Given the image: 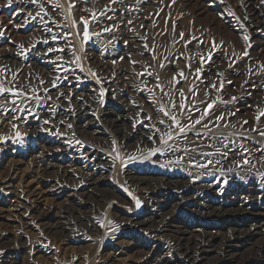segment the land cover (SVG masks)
Segmentation results:
<instances>
[{"label":"rangeland","instance_id":"374dc122","mask_svg":"<svg viewBox=\"0 0 264 264\" xmlns=\"http://www.w3.org/2000/svg\"><path fill=\"white\" fill-rule=\"evenodd\" d=\"M25 1L0 0V264H187L180 229L226 237L255 223L264 0H51L54 24ZM211 205L227 214L205 218ZM134 214L153 227L127 224ZM258 240H240L232 262L264 264ZM217 249L204 264H228Z\"/></svg>","mask_w":264,"mask_h":264},{"label":"bare ground","instance_id":"6f19581e","mask_svg":"<svg viewBox=\"0 0 264 264\" xmlns=\"http://www.w3.org/2000/svg\"><path fill=\"white\" fill-rule=\"evenodd\" d=\"M25 1V0H24ZM41 3L43 6H45L49 11H50V19L52 20V24L55 23V18L58 19V14L60 13L59 10L57 9V7H55V5H53L51 3V0H40ZM22 3H25V4H28V1L26 2H22ZM54 28H56L54 25H53ZM52 28V27H51ZM44 53V52H43ZM77 74V71L75 68H71L70 70H68L67 72H65V75L67 78H69L70 81H73L74 77L76 76ZM64 77V75H63ZM63 80V79H62ZM60 87V86H59ZM62 88V87H61ZM65 89V88H64ZM61 91H59L58 93H60ZM123 99V98H122ZM121 100V99H120ZM122 102V101H121ZM124 104V103H123ZM122 104V105H123ZM122 107V106H121ZM82 108V107H81ZM126 108V107H125ZM130 108V107H129ZM5 109H8V108H5ZM84 109V107H83ZM81 109V110H83ZM108 110V109H107ZM12 111L14 112V109H12ZM77 111V110H76ZM75 111V112H76ZM88 111V110H87ZM21 112V111H20ZM73 112V111H72ZM79 112V111H78ZM85 112V111H84ZM89 113V112H88ZM114 113V111H113ZM79 114V113H78ZM87 114V113H86ZM85 114V115H86ZM102 114H103V121L105 120V123L110 126V127H116V126H119L118 125V119L116 118H113V117H110L109 114H107L106 110L102 111ZM116 114V113H115ZM19 115V114H18ZM70 115V114H69ZM72 115V114H71ZM77 115V114H75ZM83 115V114H82ZM66 116V115H65ZM118 116H121V115H118ZM22 117V116H21ZM83 117V116H82ZM80 115L76 118H78L79 122L82 123L83 120L81 121V119H83ZM85 117V116H84ZM28 119V117H26ZM74 118V117H72ZM86 118V117H85ZM118 118V117H117ZM122 118V117H121ZM37 120V119H36ZM95 120V119H94ZM71 121V120H70ZM76 121V119H75ZM92 121V120H91ZM89 122V121H88ZM102 122V121H101ZM86 123V122H85ZM84 123V125H85ZM90 124V123H88ZM92 124V122H91ZM87 125V124H86ZM85 125V126H86ZM88 126V125H87ZM83 127V125H82ZM91 127V126H90ZM102 131H106L107 130V126L106 125H102ZM109 127V128H110ZM93 128V127H92ZM98 128V127H97ZM100 128V127H99ZM77 129V128H76ZM79 129V128H78ZM77 129V130H78ZM119 129V128H118ZM81 130V129H80ZM116 130V129H114ZM87 131V130H86ZM98 131V130H97ZM121 131V130H120ZM81 133V131H80ZM137 134V133H136ZM134 134V135H136ZM140 134V133H139ZM141 136V135H140ZM146 140V138H145ZM147 141H144V144L146 143ZM89 149V148H88ZM92 149V148H91ZM231 150V149H230ZM239 151V150H238ZM84 152V150H83ZM88 159H91L92 162L95 161L97 159V154L95 153V151L92 150H85L84 152ZM236 153V151H235ZM239 154V153H238ZM99 155V154H98ZM233 155V153H232ZM237 155V153H236ZM230 156V155H229ZM102 157V156H101ZM107 157V156H105ZM248 164V163H247ZM67 171H65L66 173ZM64 173V175H65ZM67 174V173H66ZM91 175V174H90ZM84 177H86L85 175H83ZM135 176V174H134ZM83 177V178H84ZM94 177V176H93ZM138 177V176H137ZM127 178V177H126ZM133 178V177H132ZM131 178V179H132ZM144 178V177H143ZM142 178V179H143ZM96 179V178H95ZM130 179V178H129ZM128 179V180H129ZM135 179V178H134ZM193 179V178H192ZM140 180V179H139ZM155 180V179H154ZM182 180V179H181ZM198 180V179H197ZM208 180V179H207ZM99 181V180H98ZM97 181V182H98ZM133 181V180H132ZM145 181V180H144ZM163 181V179H162ZM191 181V180H190ZM85 182V181H84ZM143 182V180H142ZM170 182V181H169ZM168 182V183H169ZM178 182V181H177ZM95 180L94 178H91L90 176L86 177V183L87 186H93L95 185ZM133 183V182H132ZM141 183V182H140ZM171 183V182H170ZM192 183V182H191ZM135 184V183H134ZM165 184V183H164ZM84 185V184H82ZM152 185V184H151ZM187 185V184H186ZM86 186V187H87ZM205 186V185H204ZM98 187V186H96ZM92 188V187H91ZM82 189V188H81ZM94 189V188H93ZM101 189V188H100ZM103 189V188H102ZM96 190V189H95ZM107 190V189H106ZM184 190V189H183ZM91 191V190H90ZM105 191V190H104ZM83 192V191H82ZM100 192V191H99ZM107 192V191H106ZM91 194V193H90ZM89 194V195H90ZM102 194V193H101ZM216 194V193H215ZM30 195V194H29ZM84 195V194H83ZM87 195V196H89ZM104 195V194H103ZM174 196V195H173ZM90 197H92L90 195ZM173 198V197H172ZM156 201V200H155ZM195 201V200H194ZM262 201V200H261ZM165 202V201H164ZM233 202V200H232ZM245 202V201H244ZM177 203V202H176ZM236 203V202H235ZM177 204H180L177 203ZM176 204V206H177ZM200 204V203H199ZM175 205V203H174ZM173 205V206H174ZM224 206V205H223ZM241 206V205H240ZM239 206V207H240ZM172 207V206H171ZM197 208V207H196ZM206 208V207H205ZM228 208V207H227ZM229 209V208H228ZM160 210V209H159ZM198 210V209H197ZM233 210V209H232ZM256 210V211H255ZM194 211H195V208H194ZM204 211V210H203ZM244 211V209H234L232 212L234 213H239V212H242ZM248 211V210H247ZM246 211V212H247ZM228 212V211H227ZM204 214V217L205 218H213V217H219V216H222V215H226L227 213H225L224 211H222V209L218 208L217 207H213L211 205L210 209L209 210H205L204 212H202ZM233 213V215H234ZM252 213L254 214L255 216V223H251L249 225V228L248 229H243L240 228H235L233 230V233L227 235L226 237H218L217 235L213 236L212 235V232L211 234L209 233H206L205 234H201V233H196L195 230H191L190 228L188 227H184L182 229H180V234H177L175 235V244L177 246V248L180 250V253L181 256L185 259V261L187 262V264H204L203 263V259L205 257H203L212 247H216L219 248L218 251H220L219 253H223L225 254V256L227 257V263L228 264H234L232 261L235 260L237 258V250H236V247H238L240 245V240H243L247 237H250V236H260V237H263V240L259 241V247H258V250L259 251H263L264 252V207L262 206L261 207H257L256 209H253ZM251 213V214H252ZM144 214V213H143ZM153 214V213H152ZM166 214V213H165ZM169 214V213H168ZM174 214V213H173ZM229 214V213H228ZM171 215V213L169 214V216ZM231 215V214H230ZM168 216V215H167ZM166 216V218H167ZM172 216V215H171ZM176 216V215H174ZM235 216V215H234ZM203 217V218H204ZM153 218V217H152ZM152 218L149 217V215H145L142 217V215H137V214H134L132 217H130L128 220H127V224H131V225H134V226H145V225H151L150 227H153V222H152ZM244 218V217H243ZM79 219V218H78ZM165 220V217L163 218ZM176 217L173 218V220H171V223L172 225L176 226L177 224V221H176ZM161 220V219H160ZM215 220V219H214ZM155 222V221H154ZM162 222V221H160ZM165 222V221H164ZM75 223V221H74ZM90 223V222H89ZM87 224V223H86ZM122 224V222H121ZM161 224V223H159ZM176 224V225H175ZM228 224V223H227ZM234 224V223H233ZM79 225V224H78ZM84 225V224H83ZM69 226V225H68ZM155 226V225H154ZM224 226V225H223ZM179 227V226H178ZM204 227V226H203ZM72 228V227H71ZM79 228H82V227H79ZM92 228V227H91ZM94 228V227H93ZM155 228L158 230V229H161L160 226H155ZM201 228V227H200ZM209 228V227H208ZM164 229V228H163ZM81 230V229H80ZM86 230V229H85ZM203 230V229H202ZM164 231V230H163ZM176 231V230H175ZM178 231V232H179ZM158 232V231H157ZM203 232V231H202ZM215 232V231H214ZM218 232V231H216ZM220 232V231H219ZM222 232V231H221ZM160 233V232H159ZM225 235V234H224ZM222 236V235H221ZM259 238V237H258ZM2 239V238H0ZM207 239V240H205ZM260 239V238H259ZM262 239V238H261ZM253 244V243H252ZM211 247V248H210ZM252 247V246H251ZM255 247V246H254ZM210 248V249H209ZM256 249V248H255ZM250 250V249H249ZM253 249H251L252 251ZM257 250V251H258ZM215 251V250H214ZM178 252V251H177ZM210 252V251H209ZM254 253V250L252 251ZM208 254V253H207ZM239 254V253H238ZM215 255V254H214ZM252 255V254H251ZM260 255V254H259ZM257 255V257L259 256ZM262 255V254H261ZM246 256V255H245ZM254 256H256L254 254ZM216 257V256H215ZM221 258V257H220ZM248 258V257H246ZM259 258V257H258ZM213 259V258H212ZM262 258L260 257V260ZM209 260V258H208ZM217 260V259H216ZM219 260V259H218ZM238 260V259H237ZM242 260V259H241ZM211 261V260H209ZM221 261V260H220ZM243 261V260H242ZM8 262V261H7ZM214 262V261H213ZM239 262V261H238ZM207 263V262H205ZM211 263V262H210ZM6 264V263H5ZM239 264H242V263H239Z\"/></svg>","mask_w":264,"mask_h":264},{"label":"snow or ice","instance_id":"6c2138e0","mask_svg":"<svg viewBox=\"0 0 264 264\" xmlns=\"http://www.w3.org/2000/svg\"><path fill=\"white\" fill-rule=\"evenodd\" d=\"M8 4H9V6H10V5L12 4V0H8ZM71 6H73V5H70V7H71ZM83 23H84V25H85V28H84V36L87 37V36H88V28H87L88 21H87V20H83ZM245 39H247V37H245ZM161 66H163V65H161ZM198 71H199V70H198ZM180 107H183V105H180ZM207 107H208V108H211L212 105L209 104ZM165 114L167 115V113H165ZM222 118H223V117H218V119H222ZM171 119H172L173 121H175V123L179 126L180 122H179L178 120H176V117H175V116H172ZM200 122H201L200 120H196V121H195V124H199ZM161 123H163V121H161ZM245 123H247V122L245 121ZM190 127H194V125H184V126H180V127H179V131H180V133H185V129H186V128H190ZM205 127H207V125H205ZM261 135H264V133H261ZM171 138H172L171 135H169V139H171ZM245 163H248V161L245 160Z\"/></svg>","mask_w":264,"mask_h":264}]
</instances>
